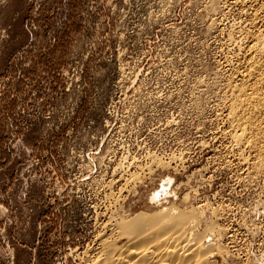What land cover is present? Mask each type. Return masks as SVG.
Returning <instances> with one entry per match:
<instances>
[{
    "label": "rangeland",
    "instance_id": "374dc122",
    "mask_svg": "<svg viewBox=\"0 0 264 264\" xmlns=\"http://www.w3.org/2000/svg\"><path fill=\"white\" fill-rule=\"evenodd\" d=\"M239 2L0 0V264H79L110 218L172 204L264 264V171L223 99Z\"/></svg>",
    "mask_w": 264,
    "mask_h": 264
},
{
    "label": "bare ground",
    "instance_id": "6f19581e",
    "mask_svg": "<svg viewBox=\"0 0 264 264\" xmlns=\"http://www.w3.org/2000/svg\"><path fill=\"white\" fill-rule=\"evenodd\" d=\"M222 1L237 5L241 1L240 8L245 9L249 23V27L230 26L231 30H227L228 44L240 35L239 44L233 43L236 60L229 61L236 62L240 68L234 67L236 69L230 71L232 73L223 82L226 124L232 144L246 150L249 155L253 154V160H257L255 171L262 173L264 0ZM247 160L241 158L244 164ZM110 219L103 223L101 232L93 239L91 246L77 255L79 264H237L231 258L228 260V252L220 242L226 232L215 221L205 220L203 212L198 209L180 208L172 204L150 214L136 213L123 219Z\"/></svg>",
    "mask_w": 264,
    "mask_h": 264
}]
</instances>
